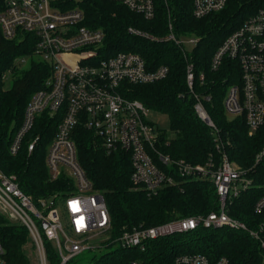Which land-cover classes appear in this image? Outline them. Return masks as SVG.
<instances>
[{
  "label": "trees",
  "instance_id": "1",
  "mask_svg": "<svg viewBox=\"0 0 264 264\" xmlns=\"http://www.w3.org/2000/svg\"><path fill=\"white\" fill-rule=\"evenodd\" d=\"M70 1L71 6L83 8L88 25L106 32L101 57L135 52L145 58L149 68L169 67L168 76L159 81L125 82L122 85L126 97L138 99L150 110L168 115L170 129L158 128L159 151L193 164L207 163L212 157L215 160L220 158L215 131L197 111L196 104L200 102L213 119L230 159L243 168L253 166L264 145V128L250 135L245 119L242 116L229 119L224 107L229 87L241 84L240 65L238 61L224 57L219 68L214 70L212 59L227 37L264 7V0H229L224 9L202 18L194 16L193 0H155L153 19H146L112 0ZM4 8L5 2L0 0V12ZM170 13L178 34H190L199 39L187 55L174 42L155 41L128 31L133 26L162 36L168 31ZM36 42L37 36L26 31H21L14 39H7L0 26V166L5 173L16 175L22 190L38 202L40 198L54 194L65 195L73 186L63 176L53 179L46 165L48 146L56 134L61 114L41 113L18 153L12 154L10 150L30 99L45 87L52 74V66L42 59H32L28 68H19L21 58L34 54ZM189 64H193L192 87L188 83ZM9 74L12 84L7 88L4 76L8 78ZM36 136L40 140L30 152L29 143ZM75 139L82 168L107 202L110 237L102 242L103 252H93L89 256L87 253L91 251H88L71 258L67 264H178L179 255L198 253L206 255L212 262L225 257L227 264H264V250L258 239L247 231L225 226H199L149 240L144 249L119 245L116 240L126 230L218 211L215 185L210 178L176 175V184L163 186L157 193L149 194L146 189L136 188L132 182L134 168L130 152L107 153L94 132L81 123L76 127ZM253 177L256 186L244 191L228 206V213L233 218L252 228L262 220V216L255 212V204L264 194V160L255 167ZM0 239L8 264H32L26 250L31 237L24 225L10 222L0 215ZM45 241L49 260L52 264H60L55 246Z\"/></svg>",
  "mask_w": 264,
  "mask_h": 264
},
{
  "label": "built area",
  "instance_id": "2",
  "mask_svg": "<svg viewBox=\"0 0 264 264\" xmlns=\"http://www.w3.org/2000/svg\"><path fill=\"white\" fill-rule=\"evenodd\" d=\"M130 10L153 19L155 0H113ZM229 0H193V14L205 17L226 7ZM0 12V26L7 39H14L21 31L37 36L34 54L52 66V74L45 87L36 91L30 99L23 122L10 145L12 154L21 149L26 135L34 128L37 117L47 112L50 116L61 114V121L46 155V165L53 179L61 176L72 182L67 194H54L36 202L25 193L14 174L5 173L0 166V215L10 222L24 225L31 237L30 246L35 264H52L48 258L46 241L57 250L61 262H67L85 251L104 246L110 227V214L104 194L96 190L82 168L75 139L76 127L83 124L94 132L107 153L123 150L130 152L134 168L132 182L149 194L157 193L166 185L177 183L179 177L210 178L215 185L219 210L174 219L149 227L126 230L116 242L127 248H145L146 242L175 233L207 228L230 227L241 229L261 243L264 250V194L255 204V212L262 216L257 227L233 218L228 206L244 191L256 186L255 167L264 160V145L255 157V163L243 168L230 159L225 143L213 120L202 104H196L200 117L216 135V148L220 158L213 157L207 163L193 164L174 159L157 149L159 131L149 120L150 109L138 99L123 94L122 85L128 83H152L169 74L167 65L149 68L143 56L135 52H119L101 57L106 32L87 24L83 8L71 6L70 0H4ZM129 33L155 41H171L187 55L182 37L175 29L169 14L168 31L156 36L130 26ZM196 37V36H195ZM199 39L193 38L192 43ZM224 57L238 61L241 84L229 87L224 107L228 116H244L249 134L255 135L264 128V7L252 14L232 32L216 51L212 67L218 69ZM193 64L188 65V83L193 85ZM5 80L7 79L4 76ZM40 140L36 136L28 146L32 152ZM166 166L167 169H165ZM259 219V218H258ZM106 237L96 241L99 235ZM29 252V254H30ZM0 239V264H8L4 258ZM178 264H227L223 257L212 262L206 255L182 254Z\"/></svg>",
  "mask_w": 264,
  "mask_h": 264
},
{
  "label": "rangeland",
  "instance_id": "3",
  "mask_svg": "<svg viewBox=\"0 0 264 264\" xmlns=\"http://www.w3.org/2000/svg\"><path fill=\"white\" fill-rule=\"evenodd\" d=\"M168 22H169V19H168ZM193 38H196V37L194 35H190V34L184 35L182 37V39L184 41L185 48L189 52H191L194 49V47H195V44H193L191 42ZM32 59L38 60V59H40V57L38 55H34L33 57H29L28 59L24 60V62L19 66V68L20 69L28 68L30 66V64H31ZM11 84H12V76L9 74L8 78L6 79V87L9 88L11 86ZM234 117L235 116H231L230 115L228 118L229 119H233ZM237 117H239V116H237ZM242 117L244 118V116H242ZM148 118H149L150 121H152L155 124V126L157 128H161L163 130H169L170 129V120H169V117H168L167 114L161 113L159 111L150 110ZM105 237H106L105 234H101V235H99V238L96 239V241L102 240ZM31 249H32V246H30V244L26 246V250H28L29 252H30ZM104 250H105V247L101 246V247H98L97 249H95L94 251H91V252L85 251V252H83L80 255H84L85 253L88 252L87 255L90 256V254L93 253V252L96 253V254H99V253L103 252ZM29 259H30L32 264H35V260L36 259H35V256H34V254L32 252H30V258ZM82 261L85 262L86 260H82Z\"/></svg>",
  "mask_w": 264,
  "mask_h": 264
},
{
  "label": "bare ground",
  "instance_id": "4",
  "mask_svg": "<svg viewBox=\"0 0 264 264\" xmlns=\"http://www.w3.org/2000/svg\"><path fill=\"white\" fill-rule=\"evenodd\" d=\"M209 115V114H208ZM212 119V118H211ZM213 120V119H212Z\"/></svg>",
  "mask_w": 264,
  "mask_h": 264
}]
</instances>
